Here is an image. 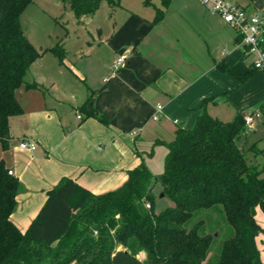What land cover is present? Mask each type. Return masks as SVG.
Listing matches in <instances>:
<instances>
[{"label":"crops","instance_id":"crops-1","mask_svg":"<svg viewBox=\"0 0 264 264\" xmlns=\"http://www.w3.org/2000/svg\"><path fill=\"white\" fill-rule=\"evenodd\" d=\"M227 1L264 6V0ZM100 12L104 24L83 36L72 59L61 63L46 51L54 56L46 70L36 67L44 54L34 62L27 81L43 88L18 90L23 111L10 117L11 138L7 148L0 142V159L21 182L12 220L22 231L63 178L99 194L116 190L157 150L165 156L177 129L193 128L204 111L232 121L260 110L248 128L262 144L261 165L264 72L254 69L233 26L198 0H104L94 16ZM121 54L127 59L115 67ZM21 140L36 149H21ZM256 220L264 261L260 207Z\"/></svg>","mask_w":264,"mask_h":264},{"label":"trees","instance_id":"trees-1","mask_svg":"<svg viewBox=\"0 0 264 264\" xmlns=\"http://www.w3.org/2000/svg\"><path fill=\"white\" fill-rule=\"evenodd\" d=\"M33 1L0 0L3 148L11 138L10 117L23 111L18 90L43 88L27 81L34 62L46 51L66 62L63 47L38 50L25 35L20 17ZM67 1L81 22L94 16L104 0ZM247 129L243 113L224 121L204 111L193 128L179 127L165 143L161 173L152 174L143 160L122 187L101 194L65 177L48 191L26 231L12 220L21 182L0 159V264H264L257 244L263 228L256 220L257 208L264 212V165L257 164L262 150L258 141L249 145ZM156 198L171 204L157 211ZM203 209L224 212L231 228L217 254L205 220L191 223Z\"/></svg>","mask_w":264,"mask_h":264},{"label":"rangeland","instance_id":"rangeland-1","mask_svg":"<svg viewBox=\"0 0 264 264\" xmlns=\"http://www.w3.org/2000/svg\"><path fill=\"white\" fill-rule=\"evenodd\" d=\"M104 22L105 20L101 12L94 16L91 21L84 20L83 22H79L67 0H34L24 9L20 17V23L25 35L38 50H46L58 45L66 50V58L68 60L73 58L72 49L79 45L83 36L88 34L89 30H95V28L102 26ZM67 49L71 50L70 54H68ZM51 57L54 56L48 53L44 54L42 59L36 63V67L46 70ZM247 130L248 133H251L252 137L250 138L249 145L258 141L252 130L249 128ZM261 145L260 143L258 144L259 147ZM2 151V146L0 145V156ZM164 157L163 148H160L152 156L146 158L145 161L152 174L156 175L163 171ZM259 162L261 165H264V155H262ZM262 175L264 176V171ZM161 190L162 187L159 184L154 188V192L157 195ZM160 198H156L157 211L171 204L169 199L160 200ZM198 219H204L205 230L214 233L213 253L217 254L223 241L231 236V228L224 212L203 209L197 212L191 223L196 222ZM140 257L145 258L146 254L142 253Z\"/></svg>","mask_w":264,"mask_h":264},{"label":"built area","instance_id":"built-area-1","mask_svg":"<svg viewBox=\"0 0 264 264\" xmlns=\"http://www.w3.org/2000/svg\"><path fill=\"white\" fill-rule=\"evenodd\" d=\"M208 7L214 14L219 15L226 23L233 26L239 33L242 43L246 47L247 54L252 59V66L258 71L264 72V6L250 8L230 3L227 0H198ZM127 55L121 54L116 61L115 67L125 63ZM161 108V106H159ZM262 115L260 110L245 115L247 126H253L256 119ZM79 117H81L79 115ZM158 119V116H154ZM21 149L35 150L36 145L27 140H21ZM14 175V171L9 169ZM150 207V204H147Z\"/></svg>","mask_w":264,"mask_h":264},{"label":"water","instance_id":"water-1","mask_svg":"<svg viewBox=\"0 0 264 264\" xmlns=\"http://www.w3.org/2000/svg\"><path fill=\"white\" fill-rule=\"evenodd\" d=\"M164 196V193H161L160 197H163Z\"/></svg>","mask_w":264,"mask_h":264}]
</instances>
